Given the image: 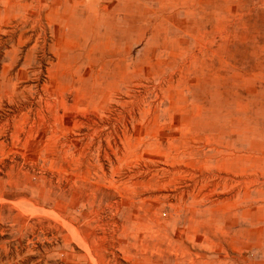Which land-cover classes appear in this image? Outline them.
Returning a JSON list of instances; mask_svg holds the SVG:
<instances>
[{
	"label": "rangeland",
	"instance_id": "374dc122",
	"mask_svg": "<svg viewBox=\"0 0 264 264\" xmlns=\"http://www.w3.org/2000/svg\"><path fill=\"white\" fill-rule=\"evenodd\" d=\"M0 264H264V0H0Z\"/></svg>",
	"mask_w": 264,
	"mask_h": 264
}]
</instances>
